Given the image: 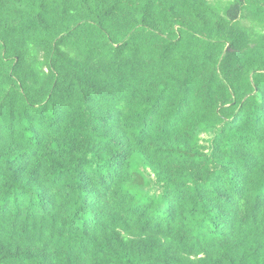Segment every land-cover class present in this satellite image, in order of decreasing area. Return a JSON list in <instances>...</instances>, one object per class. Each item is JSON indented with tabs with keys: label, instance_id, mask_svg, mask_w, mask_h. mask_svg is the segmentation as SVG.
Segmentation results:
<instances>
[{
	"label": "trees",
	"instance_id": "1",
	"mask_svg": "<svg viewBox=\"0 0 264 264\" xmlns=\"http://www.w3.org/2000/svg\"><path fill=\"white\" fill-rule=\"evenodd\" d=\"M0 264H264V0H0Z\"/></svg>",
	"mask_w": 264,
	"mask_h": 264
}]
</instances>
